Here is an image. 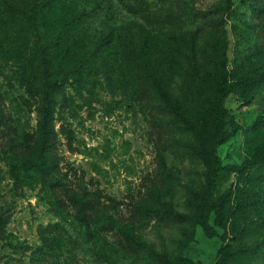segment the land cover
<instances>
[{
	"label": "rangeland",
	"instance_id": "374dc122",
	"mask_svg": "<svg viewBox=\"0 0 264 264\" xmlns=\"http://www.w3.org/2000/svg\"><path fill=\"white\" fill-rule=\"evenodd\" d=\"M0 264H264V0H0Z\"/></svg>",
	"mask_w": 264,
	"mask_h": 264
},
{
	"label": "trees",
	"instance_id": "16d2710c",
	"mask_svg": "<svg viewBox=\"0 0 264 264\" xmlns=\"http://www.w3.org/2000/svg\"><path fill=\"white\" fill-rule=\"evenodd\" d=\"M48 53L46 52V55ZM52 83L47 81L45 85V94H44V105H43V116L40 119V129L44 134H49L50 128L49 124L53 118V95H52ZM226 91L224 84L217 90V94L219 96L223 95ZM247 162H244L246 165ZM242 250V248H235L233 249L234 252Z\"/></svg>",
	"mask_w": 264,
	"mask_h": 264
}]
</instances>
